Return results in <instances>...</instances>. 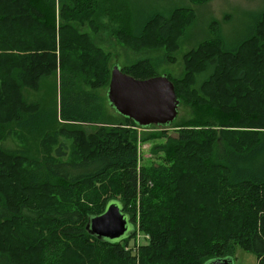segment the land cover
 <instances>
[{
  "label": "trees",
  "instance_id": "obj_1",
  "mask_svg": "<svg viewBox=\"0 0 264 264\" xmlns=\"http://www.w3.org/2000/svg\"><path fill=\"white\" fill-rule=\"evenodd\" d=\"M103 16L136 54L121 70L140 79L196 19L138 0H0V264H203L235 246L264 264V11L229 48L213 20L179 78L167 75L192 116L158 126L173 134L140 136L154 141L148 162L137 152L145 128L111 118L96 91L114 63L95 36ZM8 136L19 148L3 145ZM111 200L134 226L138 213L146 241L85 231Z\"/></svg>",
  "mask_w": 264,
  "mask_h": 264
},
{
  "label": "rangeland",
  "instance_id": "obj_2",
  "mask_svg": "<svg viewBox=\"0 0 264 264\" xmlns=\"http://www.w3.org/2000/svg\"><path fill=\"white\" fill-rule=\"evenodd\" d=\"M141 5L145 8L146 12L161 11L167 13L174 6H183L192 8L195 12L196 19L192 26L186 30V34L182 41H180L176 50H173L167 54V60H163L156 68L157 74L165 73L170 78H179L184 70V55L189 51L190 48L194 47L197 41L210 35L209 25L213 20H217L220 28L222 38L226 47L231 45L243 35L249 28L251 21L254 17H258L262 11H264V0H207L200 4H192L189 0H138ZM130 18L125 20L122 19L123 26L128 25ZM100 28L98 33L95 35L96 38H100L102 42L100 45L104 50L111 52L112 60L111 63H116L119 67H123L130 63L136 58V54H133L127 46H122L118 39L113 38L112 31L117 28L114 22H109L107 17H100L98 20ZM120 27L121 25L118 24ZM133 28L134 26H130ZM121 28V27H120ZM123 28V27H122ZM98 30V29H97ZM99 40V39H98ZM141 56V55H138ZM113 63V64H114ZM106 88L99 87L96 91L100 95H104ZM38 95L37 91H30L28 95L29 100H33ZM107 111L111 118L117 119V114L110 108L107 107ZM192 108L185 104L179 103L178 112L176 115L175 123L179 124L181 120L187 119L192 116ZM173 125V124H172ZM169 127H158L157 125H151L145 129L138 128V143L137 152L138 158H142L148 162L151 159H155L150 153L151 144L154 142H142L140 136L142 134L155 133L161 130H167L170 134H173V126ZM83 128L86 132H92L95 128L94 124H83ZM161 142V140H158ZM5 147L19 148L21 143L16 137L8 136L3 142ZM143 162V161H142ZM138 163V165H140ZM148 234L143 233L139 227V216L136 214L135 232L133 233L129 247L138 245L146 241ZM232 264H256V256L250 250H244L240 246H235L233 256L231 257Z\"/></svg>",
  "mask_w": 264,
  "mask_h": 264
},
{
  "label": "water",
  "instance_id": "obj_3",
  "mask_svg": "<svg viewBox=\"0 0 264 264\" xmlns=\"http://www.w3.org/2000/svg\"><path fill=\"white\" fill-rule=\"evenodd\" d=\"M105 97L114 112L133 120L140 128L169 125L179 106L174 85L165 73L135 78L116 63L110 69ZM84 228L102 241H120L135 232V226L116 200L109 201L101 213L89 216ZM203 264H232V260L230 256L216 257Z\"/></svg>",
  "mask_w": 264,
  "mask_h": 264
}]
</instances>
